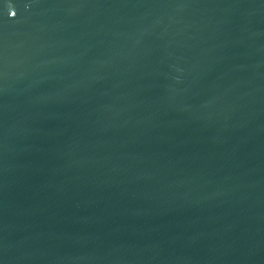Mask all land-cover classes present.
<instances>
[{
  "label": "water",
  "instance_id": "obj_1",
  "mask_svg": "<svg viewBox=\"0 0 264 264\" xmlns=\"http://www.w3.org/2000/svg\"><path fill=\"white\" fill-rule=\"evenodd\" d=\"M0 264H264V0H0Z\"/></svg>",
  "mask_w": 264,
  "mask_h": 264
}]
</instances>
